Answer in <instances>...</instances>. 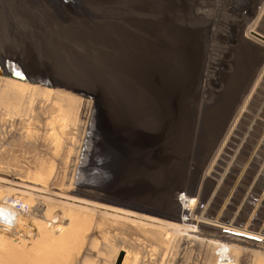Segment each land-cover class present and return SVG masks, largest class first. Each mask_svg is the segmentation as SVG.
I'll use <instances>...</instances> for the list:
<instances>
[{
	"label": "rangeland",
	"instance_id": "rangeland-1",
	"mask_svg": "<svg viewBox=\"0 0 264 264\" xmlns=\"http://www.w3.org/2000/svg\"><path fill=\"white\" fill-rule=\"evenodd\" d=\"M251 30L264 36V0H0V79L58 101L50 117L33 102L11 112L8 95L0 107V174L47 187L0 177L2 264H118L129 252L135 264H213V238L167 233L194 231L178 220L181 190L233 212L202 229L238 232L226 235L236 264H264V233L241 235L264 231V41ZM2 187L149 218L86 206L92 216L63 221L41 253L54 209L42 221L47 202L26 211Z\"/></svg>",
	"mask_w": 264,
	"mask_h": 264
},
{
	"label": "bare ground",
	"instance_id": "bare-ground-1",
	"mask_svg": "<svg viewBox=\"0 0 264 264\" xmlns=\"http://www.w3.org/2000/svg\"><path fill=\"white\" fill-rule=\"evenodd\" d=\"M259 10V9H258ZM206 11H204V14L203 15H207L208 13L206 12ZM14 80V81H13ZM21 80H24L23 78H21ZM14 84V85H13ZM131 87V86H130ZM133 88V87H132ZM54 89V88H53ZM55 90V89H54ZM131 90V89H130ZM132 91V90H131ZM138 91V90H137ZM51 93H53V92H51ZM54 93H56V92H54ZM8 95V97H10V99H9V101H8V109L9 110H11V112H15V111H17V113L20 111L21 112V109L25 106L24 104H29V103H31L32 104V102H33V105H35L34 107H37V109L38 110H40L38 113H42L41 111H42V109H44L43 107H46V110L48 111H46L45 109H44V113H45V111L48 113V116L50 117L51 115H52V112H53V102H58L57 101V99L56 100H49L48 98H45V97H43V96H40L39 95V93L37 92V91H33L32 89H30L28 86H27V84H24V83H21L20 82V80H18V79H15V78H6V79H0V107H3V106H5L6 105V103H5V100H4V97L5 96H7ZM58 96H60V95H58V93H56V94H52L50 97H53V98H58V99H60V98H64V97H58ZM135 97V96H134ZM20 99V100H19ZM19 100V101H18ZM132 100V99H131ZM50 101H53L52 103L50 102ZM60 103H63V102H61V101H59ZM32 105V106H33ZM137 105V104H136ZM10 106V107H9ZM32 106H29V107H32ZM64 108V107H63ZM123 108V107H122ZM128 108V107H127ZM23 109H26V108H23ZM32 109V108H31ZM34 109V108H33ZM27 110H29V109H27ZM24 111V110H23ZM34 111V110H33ZM19 112V113H20ZM29 112V115H30V111H28ZM35 112V111H34ZM36 112H37V110H36ZM16 113V112H15ZM14 113V114H15ZM28 114V113H27ZM32 114H34L33 112H32ZM31 114V115H32ZM2 115V114H1ZM1 115H0V117H1ZM36 115V114H35ZM44 115V114H43ZM8 116V115H7ZM7 116H4V117H7ZM45 116H46V114H45ZM45 116H44V118H45ZM9 117V119L10 118H13V119H11V120H15L16 118H15V116L14 115H11V116H8ZM27 117H29V116H27ZM31 118H33V115H32V117ZM30 117L27 119L28 120V122L30 123V119H31ZM34 118H36V120H38V123H40L39 122V118L40 117H38V116H36V117H34ZM38 118V119H37ZM35 120V121H36ZM40 120H42V119H40ZM34 121V122H35ZM45 121V120H44ZM14 123H16V121L14 122ZM28 123V124H29ZM33 122L31 121V124H32ZM47 123V122H46ZM27 124V125H28ZM45 124V123H44ZM1 125V124H0ZM26 125V124H25ZM47 125V124H46ZM31 126V125H30ZM24 127H26V126H24ZM28 127V126H27ZM30 129V128H29ZM46 130V129H45ZM34 131V130H33ZM3 132V131H2ZM25 133H26V129H25V131H24ZM28 132V131H27ZM38 132V131H37ZM44 132V131H43ZM33 134H34V132H33ZM35 134H37V133H35ZM29 135V134H28ZM27 136V135H26ZM27 138V137H26ZM30 138V137H29ZM31 141V140H30ZM33 141V140H32ZM38 143V142H37ZM23 152V151H22ZM34 154V153H33ZM32 159V158H31ZM4 173V172H3ZM11 175V174H10ZM0 177L1 178H5V179H12V180H15V179H19V180H21L23 183H27V184H31L32 186H35L37 189H40V190H44V191H47V187H46V182H44V181H39V180H31V179H29L28 177H25V176H20V175H12L11 177H9L8 175H6V174H0ZM32 181V182H31ZM48 186H49V184H48ZM61 187L59 186V187H56L55 188V190L54 191H52V189L49 191V192H55V193H65V192H62L61 191ZM65 190V189H64ZM2 192H3V194H6V196H7V198H9V197H15L16 199H17V201L18 202H20V204L21 205H23L25 208H26V211L27 210H31V206L33 205V204H35L36 205V203H41V204H43V201H45V202H47V204H46V208H45V210H47V211H45V213L43 214V218L41 219L42 221L44 220V217L45 216H48L49 214H51L50 212H48V210L50 209V208H53L54 210H55V208H57L58 210L57 211H54L53 210V212L55 213L54 214V216H52V217H50V220H52L51 221V224H52V227L53 228H51V229H48V230H44V229H42L43 231H44V233H43V237L42 238H44L45 239V241L43 242L42 241V247H40V249L39 250H41L40 252L42 253V251L44 250V248H45V244H46V242H47V240H49L51 237H55V236H57V235H59V233L62 231V228H63V226H64V223H65V221L66 220H68V219H70V218H75V214H77V212H79V214H81V215H83V217H86L87 218V216L89 215V214H91L90 212H89V210L88 209H90V208H88V207H86V206H91V207H96L97 209H100V208H102V207H105V208H109V209H107V210H112L113 212L115 211V210H118V211H123L124 213H127V214H130V215H134V216H138V217H141V218H145V219H147V217H148V215L146 214H144V215H142V214H138V213H134V212H132V211H128V210H126V209H124V208H121L120 209V207H115V206H108V205H104V204H100V203H97V205H93V204H88V203H86L85 201L83 202L82 200L81 201H78V200H74V199H71L73 202H76L77 204L79 203L82 207H78V206H74V205H67L66 206V204L64 203V202H61L60 200H58V201H56V200H50V199H45V198H41L40 199V196H35V195H33V194H29V193H26V192H16V191H13V190H11V189H9V188H4V187H2ZM1 192V193H2ZM68 194V193H67ZM69 196H75V195H69ZM76 198H80V197H76ZM82 199H85V198H82ZM9 205V207L11 208V204H8ZM34 206V205H33ZM85 206V207H84ZM9 208V209H10ZM33 208V207H32ZM37 208H38V205H37ZM80 208V209H79ZM123 209V210H122ZM24 210V209H23ZM96 209H93V210H91V211H95ZM24 212H25V210H24ZM117 212V211H116ZM95 213V212H94ZM99 214H102V215H105V216H109L110 218L112 217L113 219H114V217H118L117 215H114V214H108V213H105V212H102V211H99ZM97 215V214H96ZM32 216V215H31ZM91 216H92V214H91ZM94 216V215H93ZM83 217H82V219H83ZM102 217V216H101ZM93 218V217H92ZM97 218H98V216H97ZM110 218H108L109 220H110ZM111 218V220L114 222V220L115 219H118V218H115L114 220ZM120 218H124V219H128V220H131V219H129V218H125V217H120ZM149 218V217H148ZM85 219V218H84ZM95 219V218H94ZM105 220L106 221V219H107V217L106 218H101V220ZM107 219V220H108ZM108 220V221H109ZM120 220V219H119ZM118 220V221H119ZM156 220V219H155ZM63 221H64V223H63ZM125 222L127 221V220H124ZM132 221H135V222H139L140 223V226L143 228V226H144V229H145V226H148V228L150 229V227H153L155 230L154 231H156V230H158L157 228H160V227H162V226H159V225H155V224H147V223H144V224H147V225H142L141 223H143V222H140V221H136V220H131V222ZM159 221V220H158ZM57 222L59 223V225L56 227V224H57ZM96 222V221H95ZM103 222V221H102ZM117 222V221H116ZM135 222H133V224L135 223ZM161 222H164V221H161ZM122 223H124V222H122ZM216 223H220V225H229V224H225V223H222V222H219V221H216ZM108 224V223H107ZM127 225H129L128 223H126ZM130 224H132V223H130ZM137 223H135L134 225H136ZM186 224H188V223H186ZM97 225V224H96ZM126 225V226H127ZM190 225V224H189ZM38 226H39V224H38ZM38 226H37V228H38ZM105 226V225H104ZM131 226V225H130ZM138 226V225H137ZM192 226V225H191ZM232 226H234V225H232ZM30 227H32V226H30ZM40 227V226H39ZM46 227H47V225H46ZM88 227V226H87ZM234 227H238V226H234ZM162 228H164V227H162ZM166 228H168V232L167 233H171V234H169V236L171 235H188V236H194V233H189V232H184V233H182V229H180V230H174V229H171L170 227H166ZM239 228H242V227H239ZM27 229V228H26ZM87 229V228H86ZM89 229H90V227H89ZM30 230V229H29ZM28 230V231H29ZM32 230H33V228H32ZM161 230V229H160ZM164 230V229H163ZM248 232H250L248 229H246ZM26 231V230H25ZM27 231V232H28ZM38 230H36V232H37ZM41 231V230H40ZM40 231H38L39 233H40ZM147 231V230H146ZM166 231V230H165ZM17 232H18V230H17ZM33 232V231H32ZM35 232V233H36ZM157 232V231H156ZM152 233V232H151ZM158 233V232H157ZM166 233V234H167ZM238 233V232H237ZM29 234V233H28ZM33 234V233H32ZM165 234V237L166 236H168V235H166ZM26 235H27V233H26ZM38 235V234H37ZM164 235V234H163ZM16 236V235H15ZM41 236H42V234H41ZM84 236V235H83ZM169 236H168V239H169ZM196 236V235H195ZM33 237V236H32ZM31 237V238H32ZM40 237V236H39ZM38 237V238H39ZM34 238V237H33ZM37 238V237H36ZM171 238H173V237H171ZM177 238V237H176ZM195 238V237H194ZM205 238V237H204ZM203 238V239H204ZM102 239V238H101ZM161 239V238H160ZM168 239H165L167 242L169 241H171L170 239L168 240ZM196 239H197V237H196ZM206 239V238H205ZM207 239H209V238H207ZM207 239H206V241H207ZM38 241H40V244H41V240H39V239H37ZM43 240V239H42ZM163 240V239H162ZM161 240V241H162ZM173 240V239H172ZM181 240V239H180ZM24 241H26V240H24ZM108 241H110V240H108ZM108 241H105V242H107L108 243ZM112 241V240H111ZM177 241V240H176ZM209 241V240H208ZM211 241V240H210ZM209 241V242H210ZM213 241V240H212ZM13 242H14V240H13ZM166 242V243H167ZM168 242V243H169ZM231 242V241H230ZM25 243V242H24ZM39 243V242H38ZM84 243V242H83ZM111 242H109V244H110ZM113 243V242H112ZM116 243V242H115ZM115 243H113V245L115 244ZM162 243V242H161ZM163 243H164V241H163ZM174 243H175V239H174ZM213 243V242H212ZM31 245V244H30ZM35 245H36V243H35ZM112 245V244H111ZM110 245V246H111ZM118 245V244H117ZM170 245V244H169ZM152 246V245H151ZM12 247V246H11ZM33 247V246H32ZM37 247V246H36ZM114 247H116L115 245H114ZM233 246L232 245H230V248H232ZM37 248H39V246L37 247ZM234 248V247H233ZM233 248H232V250H233ZM24 249V251H25V247L23 248ZM32 249H35V248H32ZM137 249V248H136ZM239 249V248H238ZM242 249V248H241ZM10 250V249H9ZM32 251V254H33V256H34V253H33V251L34 250H31ZM37 251V250H36ZM11 252V251H10ZM140 252V251H139ZM233 252H235L234 250H233ZM25 253V252H24ZM130 253V252H129ZM129 253H125L124 254V257H122V260H121V262L120 263H118V264H135L137 261H139L138 259H136V258H138V257H136V255H133V256H131V255H129L128 256V254ZM175 253V252H174ZM254 253V252H253ZM239 254V253H238ZM260 254V253H259ZM259 254H257V255H259ZM11 255H13V254H11ZM17 255V257H18V254H16ZM30 255V254H29ZM256 255V254H255ZM32 256V257H33ZM131 256V260L129 261L127 258H129ZM138 256V255H137ZM174 256V255H173ZM260 256V255H259ZM23 257V256H22ZM26 257V256H25ZM31 257V258H32ZM238 257V256H237ZM255 257V256H254ZM254 257H253V259H251L252 261L254 260ZM258 256H256V258H257ZM8 258V257H7ZM7 258H6V260H4V261H7ZM28 258V257H27ZM164 258H165V256H164ZM251 258H252V256H251ZM260 258H261V256L258 258V260H259V262L258 263H261V260H260ZM9 259H11L10 257H9ZM18 259V258H17ZM16 259V261L15 262H17L18 260ZM128 260V263L127 262H125V260ZM163 259V258H162ZM263 259V258H262ZM37 260V259H36ZM165 260V259H164ZM257 260V259H256ZM255 260V261H256ZM38 261V260H37ZM163 261V260H162ZM252 261H250V262H252ZM255 261H253V262H255ZM263 261V260H262ZM194 262V261H193ZM2 263H4L3 262V260H1V257H0V264H2ZM6 263V262H5ZM8 263H10V261L8 260ZM21 263V262H20ZM32 263V262H31ZM255 263H257V262H255ZM23 264V263H22ZM25 264V263H24ZM138 264V263H137ZM165 264V263H164Z\"/></svg>",
	"mask_w": 264,
	"mask_h": 264
},
{
	"label": "built area",
	"instance_id": "built-area-1",
	"mask_svg": "<svg viewBox=\"0 0 264 264\" xmlns=\"http://www.w3.org/2000/svg\"><path fill=\"white\" fill-rule=\"evenodd\" d=\"M175 201L179 210L178 220L181 223L192 225V230H194L192 233L197 236H206L214 239L212 243V253L214 256L213 264H236L230 248L232 242L228 241L229 239L226 235L237 236L238 233H233V231L220 227V225L215 226L218 231L215 234L205 233L202 229L204 226L214 227L213 224L218 221V216L221 214V212H218L214 215L210 212L211 201L200 200L197 195H191L183 190L176 193ZM18 206L19 204H16V207ZM244 227L250 231V235L241 234L244 236L254 237L251 233H264L263 230H259L258 228L249 229L248 226Z\"/></svg>",
	"mask_w": 264,
	"mask_h": 264
},
{
	"label": "water",
	"instance_id": "water-1",
	"mask_svg": "<svg viewBox=\"0 0 264 264\" xmlns=\"http://www.w3.org/2000/svg\"><path fill=\"white\" fill-rule=\"evenodd\" d=\"M251 33L253 35H255L256 37L262 39L264 41V36H262V34L260 33H257L255 32L254 30H251ZM12 69L14 71H17L16 73H12V71L10 70V68L7 70L6 74H12V75H15L17 77H21V73H20V70L15 66L13 65ZM17 73H19V75H17ZM91 123V122H90ZM86 147V145H84ZM232 216V211L230 209H227V208H223L221 210V214L218 216V221L219 222H223L225 224H228L229 223V219L230 217ZM255 227H251L249 226V229H254Z\"/></svg>",
	"mask_w": 264,
	"mask_h": 264
},
{
	"label": "crops",
	"instance_id": "crops-1",
	"mask_svg": "<svg viewBox=\"0 0 264 264\" xmlns=\"http://www.w3.org/2000/svg\"><path fill=\"white\" fill-rule=\"evenodd\" d=\"M248 51H250V52H253L254 53V51H251L250 49L248 50ZM255 53H257V52H255ZM258 54V53H257ZM258 72H261L260 70L258 71ZM259 74V73H258ZM257 76V75H256ZM254 82V81H253ZM253 84V83H252ZM252 84H251V86H252ZM252 88H253V86H252ZM250 89H251V87H250ZM249 93H250V90H249Z\"/></svg>",
	"mask_w": 264,
	"mask_h": 264
},
{
	"label": "snow or ice",
	"instance_id": "snow-or-ice-1",
	"mask_svg": "<svg viewBox=\"0 0 264 264\" xmlns=\"http://www.w3.org/2000/svg\"><path fill=\"white\" fill-rule=\"evenodd\" d=\"M17 75H19V73H17Z\"/></svg>",
	"mask_w": 264,
	"mask_h": 264
}]
</instances>
